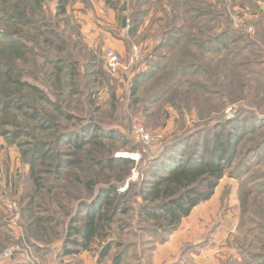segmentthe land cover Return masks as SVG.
<instances>
[{
  "label": "rangeland",
  "instance_id": "obj_1",
  "mask_svg": "<svg viewBox=\"0 0 264 264\" xmlns=\"http://www.w3.org/2000/svg\"><path fill=\"white\" fill-rule=\"evenodd\" d=\"M91 1L68 0L63 14L59 13L58 0L45 1L41 29L65 33L67 42L63 46L57 42L49 46L41 43L35 48L37 66L25 68L36 73L24 75L45 90L51 102L40 100V103L46 111L58 114V105L78 117L66 120L63 116L61 121L67 129L90 121L114 131L111 142L116 150L113 156L133 160L118 190L125 183H128L127 190L130 182L142 183L148 179L145 171L148 162L170 141L196 132L190 136L191 142L181 145L179 150L189 155L195 142L201 148L204 134L198 131L206 123L213 124L214 117L228 113L229 118L233 117L239 107L250 110L241 113L242 117H249V113L264 116V15L258 14L257 8L250 4L263 5L264 0H142L137 7L140 13L135 18L138 30L130 38L127 33L134 13L127 17V28L118 30L95 15L96 7ZM3 27L0 22V30ZM94 28H98L100 34L91 36ZM224 30L225 34L232 35L224 44L212 49L204 44L209 35ZM102 31L119 40L122 49L107 45ZM134 47L140 51V57L135 64L128 65ZM3 49L0 45V53ZM105 49L119 53L121 67L115 73L107 70L103 59ZM70 59L78 61L77 75L71 78L70 68L65 63ZM57 67H60L57 78L64 86L59 91L55 89V94L54 74L51 73ZM2 70L0 67V83ZM141 75L137 92L139 102L135 103L130 89ZM70 81H74L72 85L68 84ZM89 91L99 107L94 114L86 115L81 109L88 105ZM24 110L31 111L28 108L16 110L12 106L5 116L0 112V261L5 259L2 255L6 249L17 247L31 263L51 264L49 259L59 256L65 243H62L63 230L77 204L73 196L88 198L66 182L53 197L65 210L56 204L50 205L55 210H48L47 195L44 194L42 201L43 193H35L30 165L26 156H22L24 147L18 144L28 143L31 136H20L14 143L8 140L15 127L10 124L11 119L15 118L21 125L32 124ZM257 131L249 134L250 139L244 141L238 156L241 161L255 160L256 164L238 176L234 175V168H230L219 179L213 194L206 200L213 211L206 232L192 241L197 250L201 242L206 243L217 234L218 241L224 242L217 253V264H264V127ZM258 145L260 159L254 151ZM58 148L70 149L66 142L58 144ZM178 153L175 151L173 155ZM46 169L51 170V167L46 166ZM151 169L161 172L157 166ZM116 173L109 175L113 177ZM64 203L72 206L67 217ZM28 206L31 211L26 210ZM41 209L46 211L43 216L52 220L39 224L50 230L47 240L38 229L36 231L39 225L33 222L42 214ZM117 217L119 222L112 226V239L121 242L120 248L130 242L156 240L152 235L141 234L130 214ZM29 242L42 245L45 258L35 259L34 252H31L33 256L28 252L32 248L23 249ZM96 247L97 243H93L91 248L84 250L95 255ZM77 248L81 247L74 249ZM114 251L119 249L115 247L109 254Z\"/></svg>",
  "mask_w": 264,
  "mask_h": 264
},
{
  "label": "trees",
  "instance_id": "obj_2",
  "mask_svg": "<svg viewBox=\"0 0 264 264\" xmlns=\"http://www.w3.org/2000/svg\"><path fill=\"white\" fill-rule=\"evenodd\" d=\"M45 1L0 0V22L4 24L0 30V45L4 47V51L0 53V67L3 68L1 71L3 79L0 83L2 95L0 112L5 116L12 106H15L16 110L28 108L31 111L24 110V114L32 122L30 125L22 123L24 126L22 127L15 118L11 119L10 124L15 127L8 140L14 143L20 136H31L32 140L28 143L18 144L24 147L22 156H26L30 165V176L35 193H43L42 201L44 194L47 195L48 210H55L50 207L51 204L59 205L65 210L62 203L53 197L55 193H58L57 191L65 187L66 182L76 191L83 192L80 195H87L86 200L77 195L73 196L77 204L75 203L72 217H69L65 224L62 242L65 243L59 256L76 254L97 243L95 257L98 262L116 247L119 251L108 255L111 264L143 263L154 242L163 241L178 227L180 221L190 214L194 206L208 200L219 179L230 168H234V175L238 176L256 164L255 160L248 162L244 158L245 160L241 161L238 156L244 141L250 139L249 134L255 133L258 129L257 132H259L264 127V116L249 113V117L245 115L242 117L241 113L250 110L239 107L233 117L229 118L222 114L214 117L213 124L206 123L198 131L204 134L201 148L198 142H195L192 144L191 154L187 155L182 149L179 150L181 145L183 147L188 145L189 141L191 142L190 136L195 135L196 132L170 141L148 162L145 170L148 179L142 183L130 182L128 189L120 192L118 188L126 180L133 166V160L113 156L116 150L115 144L111 142L114 139V131L90 121L73 129H67L68 127L61 121L64 119L63 116L66 120L78 117L58 105H56L58 114L46 111L40 103V100L51 102L45 90L37 83L30 82L24 75V73L27 75L36 73L35 70L25 68H28L27 65H30L32 69L37 66L35 48L41 46V43L46 42L49 46L57 42L59 46H63L67 42L68 36L65 33L41 29ZM67 1L58 0L60 14L65 13ZM141 1L127 0V17L129 13H134L127 33L129 38L136 35L138 30L135 18L140 13L137 7ZM231 36V33L225 34L224 30L223 33L209 35L204 44L212 49L214 46L224 44ZM50 40L52 42H49ZM65 63L70 68L68 71L70 78L77 75L75 67L78 61L70 59ZM59 68L57 67L51 73V75L54 74L53 92L55 94H57L55 89L59 91L64 86L57 78L60 74ZM141 77L142 75L136 78L130 89V95L135 103L139 102L137 92ZM73 82L70 81L68 84L72 85ZM162 88L159 92L163 90ZM216 92L219 93V91ZM92 94L91 91L87 92L90 98L88 105L81 109V112L86 115L94 114L99 107ZM62 142H66L70 149H59L58 144ZM260 146L254 149L258 159H260ZM175 151L179 153L173 155ZM183 156H185L184 159ZM46 166L51 167V170L46 169ZM155 166L159 167L161 172L151 169ZM105 169L107 173H104ZM114 171L118 174L110 176L109 174ZM47 173L50 177L45 178L44 174ZM40 205L39 202L38 206ZM64 205L67 208L65 215L67 217L72 206L65 203ZM26 210L31 211V206H28ZM43 212L46 211L41 209L42 214L34 219L33 222L36 225L52 221L51 218L44 217ZM118 214H130L136 220L135 225L138 230H141V234L152 235L156 240L130 242L120 248L121 242L112 239V226L119 222ZM37 229L39 234L46 237V240L50 239V230L47 231L43 225H39L36 231ZM204 243L201 242V246ZM27 245L23 249L32 248L28 249V252L30 255L34 252L33 258H45L46 253L43 252L42 245L35 242H29ZM75 247L81 248L74 249ZM187 248L189 245H186L183 250Z\"/></svg>",
  "mask_w": 264,
  "mask_h": 264
},
{
  "label": "crops",
  "instance_id": "obj_3",
  "mask_svg": "<svg viewBox=\"0 0 264 264\" xmlns=\"http://www.w3.org/2000/svg\"><path fill=\"white\" fill-rule=\"evenodd\" d=\"M91 2L96 7L95 15L103 22L112 24L118 30L127 28V0H92ZM250 4L257 8L258 14L264 15V4L261 5L259 2ZM99 32L98 28H94L91 36L98 35ZM101 35L107 39V45L117 50L122 49L121 42L110 33L102 31ZM212 213L208 201L195 206L190 214L183 218L178 227L163 241L154 242L146 261L139 264H217V253L222 250L224 244L222 239L218 241L217 234H213L211 240L205 245L197 246V250L192 245V241L206 232ZM186 245H189V248L183 250ZM49 260L51 264H111L109 257L98 262L93 252L89 250H81L76 254L57 256ZM0 264H31V260L22 252L17 251L12 257L1 260Z\"/></svg>",
  "mask_w": 264,
  "mask_h": 264
},
{
  "label": "built area",
  "instance_id": "obj_4",
  "mask_svg": "<svg viewBox=\"0 0 264 264\" xmlns=\"http://www.w3.org/2000/svg\"><path fill=\"white\" fill-rule=\"evenodd\" d=\"M139 57H140V51L135 47L132 48V50L129 54L128 65L135 64L137 62V60L139 59ZM103 59L105 60L107 70L110 73H115L121 67V60H120L119 53H117L113 49H105L103 52ZM140 131L141 130H139V133H140ZM137 134H138V131H137ZM140 134H142V133H140ZM133 176H135V175H133ZM127 186H128V183H125L124 186L121 187L119 190L121 192H123L127 188ZM17 250L19 251V249L17 247L16 248L11 247L9 249H6L4 251L2 257H4L5 259L10 258L17 252ZM31 264H35V263H31Z\"/></svg>",
  "mask_w": 264,
  "mask_h": 264
},
{
  "label": "water",
  "instance_id": "obj_5",
  "mask_svg": "<svg viewBox=\"0 0 264 264\" xmlns=\"http://www.w3.org/2000/svg\"><path fill=\"white\" fill-rule=\"evenodd\" d=\"M227 116H230V114L228 113Z\"/></svg>",
  "mask_w": 264,
  "mask_h": 264
}]
</instances>
